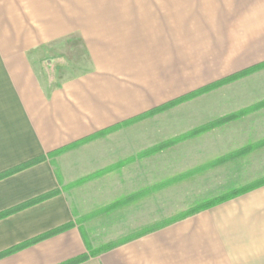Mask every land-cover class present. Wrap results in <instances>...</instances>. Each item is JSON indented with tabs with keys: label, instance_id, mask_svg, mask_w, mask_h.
Instances as JSON below:
<instances>
[{
	"label": "crops",
	"instance_id": "crops-1",
	"mask_svg": "<svg viewBox=\"0 0 264 264\" xmlns=\"http://www.w3.org/2000/svg\"><path fill=\"white\" fill-rule=\"evenodd\" d=\"M256 65L203 94L189 116L199 122L134 133L149 111ZM260 117L264 0H0V173L44 157L0 179V213L19 207L0 218V253L69 225L0 264H264V185L91 254L159 223L178 178L161 170L176 158L153 148L177 133L216 120L223 133L186 173L214 167L239 187L264 178ZM104 211L136 215L93 225Z\"/></svg>",
	"mask_w": 264,
	"mask_h": 264
},
{
	"label": "rangeland",
	"instance_id": "rangeland-1",
	"mask_svg": "<svg viewBox=\"0 0 264 264\" xmlns=\"http://www.w3.org/2000/svg\"><path fill=\"white\" fill-rule=\"evenodd\" d=\"M70 52L71 50L67 48L65 51V55H68ZM230 81L232 80H229L226 83ZM226 83L223 82L222 84L226 85ZM221 86L219 85V87ZM217 87L208 89L198 95L182 99L176 103H173L170 106H164L162 109L154 113L145 115L144 118H140V120H146L148 118L150 119L143 122V124L137 126V128H135L134 130L135 132L134 131L133 132L135 134H139L141 131H144L145 139L147 140V139H151L149 135H151L150 133L152 132V129L154 127H157V125H159L160 129L162 130L161 137L167 134H173V133L180 132L186 129L187 127L190 126V124H194L201 120L200 119L201 117L199 116V114H198V117L193 120H191L189 117L192 114L195 115L200 110V106L203 103L201 102L202 101L201 96L203 94H207L208 92L215 90ZM260 119L262 120L264 118L260 117ZM213 127H215V124L212 125L211 127L205 128L204 130L197 131L194 134H192L193 133L192 131L200 127L193 128L189 131L185 130L181 132L182 134L180 133L179 135V133H177L178 134L177 136H173L167 141L162 142L166 144L160 149L161 156L171 157V158L175 157L176 163L175 164L162 163L161 170L163 171L165 168H171V171H175L177 173L176 177L178 179L171 180L170 182L171 184L169 185L171 186V189L168 188V190H165L164 193H162V196H160L161 211L159 214L161 215V219L159 220V223L154 224V225L162 224L164 221L174 216H177L180 213L185 212L186 210H188L187 208L189 207L190 202L192 206H195L201 201L211 199L213 197H216L218 195L231 191L232 189H234V186H236L235 184H237L239 187L240 183L245 182L243 180L234 181V180L223 178L222 176H224V174L222 175L218 173L216 171V168L214 167L213 169L206 171L205 174L203 172L198 173L197 170L192 171L193 173H186V171H188L189 169L188 167L192 166L191 165L192 163H189V161H192L191 159L196 158L198 155H204V156L212 155V154L217 153V151L220 150L215 146V144H216V139H218V136L223 138V133L211 131ZM133 132H130L129 134L131 135ZM260 134H264V132H260ZM205 142L208 143L207 144L208 147L205 146L204 144ZM261 151L263 152L258 153L256 156H254L255 158L253 159L255 160V164H257L258 162L257 165H259L260 162L264 161V149H261ZM150 154H152V152L149 153L148 155ZM212 166H215V165H212ZM149 167L151 168L152 166H149ZM174 204L176 206H174ZM148 205H149V208L151 209L152 206L156 208L157 204H156V201L154 203L150 201V204ZM148 205L145 204L144 209L149 210L147 209ZM118 207H120V205L114 208H111V210L113 209L114 211ZM174 207H176L178 210H181L180 208H182L183 210L182 212L178 211L174 213L173 211ZM124 208H127V207H124ZM137 209L140 210L139 208ZM146 210H144V213L142 214H144L145 216L154 215L156 218L158 213L156 212L152 213L151 210L150 211H146ZM113 211H110V212L104 211V212L94 213L93 218H91L92 220H94L92 222L93 225L95 223H98L97 220L103 219L105 215L109 216V214L115 215V216L117 215V218H116L117 222L108 221V224H112L113 222H115V224L119 225L121 221L120 220L121 216H123L122 218H124L126 214L129 213V212H113ZM132 213L134 212L130 211L129 215H136V213L135 214H132ZM139 214H140V211H139ZM84 219H87V218H84ZM105 219H108V218H105ZM107 230L108 231L106 232L107 234L105 236L111 237L113 235L112 232L115 229L109 226ZM139 231H141V229L138 230V232ZM124 237L122 238L118 237L114 241L123 240Z\"/></svg>",
	"mask_w": 264,
	"mask_h": 264
},
{
	"label": "trees",
	"instance_id": "trees-1",
	"mask_svg": "<svg viewBox=\"0 0 264 264\" xmlns=\"http://www.w3.org/2000/svg\"><path fill=\"white\" fill-rule=\"evenodd\" d=\"M256 67H257V65L254 66V67H251V68H249V69H245V70H243V71H240V72H238V73H235V74H233V75H230V76H228V77H226V78H224V79H221V80H219V81H217V82H214V83H211V84H209V85H206V86H204V87H202V88H200V89H197V90H195V91H193V92H190V93H188L187 95H184V96H182V97H180V98H178V99H176V100H174V101H171L170 103H167L166 106H170V105H172L173 103H176V102H178V101H180V100H182V99H185V98L192 97V96L198 95V94H200V93H203L204 91H206V90H208V89H211V88H213V87L219 86V85H220L221 83H223V81H225V80H229V79H232V78L239 77V76L245 74L247 71H249V70H251V69H254V68H256ZM262 103H263V102H262ZM259 104H261V103H259ZM163 106H165V105H162V107H158V108H156V109H153V110L149 111L148 114H149V113H154V112H156L157 109L159 110V109L163 108ZM258 106H259V105H258ZM217 122H218V121L216 120V121H213V122H211V123H209V124H206V125H204V126H201L200 128H197V129H195L194 131H192V132H193L192 134H194V133L197 132V131L204 130V129L207 128V127H211L212 125L216 124ZM165 144H166V143H161V144L157 145L156 147H154L153 149H161ZM153 149H152V150H153ZM43 158H44L43 156H42V157H38V158L32 159V160H30V161L24 162V163H22V164H20V165H17L16 167H13V168H11V169H9V170H6V171L0 173V179L3 178V177L8 176V175H10V174H12V173H14V172H17V171H19V170H22V169H24V168H26V167H29V166L35 164L36 162L41 161ZM262 185H264V178L259 179V180H256V181H254V182H252V183H250V184H247V185H244V186H241V187H238V188L232 189L231 191H229V192H227V193H224V194L218 195V196L213 197V198H211V199H207V200L201 201L200 203H198V204L195 205V206H192L191 208H189V209L186 210L185 212L180 213V214H178L177 216H174V217H172V218H170V219L164 221L162 224H158V225H154V226L147 227V228H145V229H143V230H141V231H139V232H137V233H135V234L129 235L128 237L124 238L123 240L110 242V243H108V244H106V245H103V246H101V247H99V248H97V249H95V250H92V251H91V254H92V255L100 254V253H102V252H104V251H106V250H109V249H111V248H113V247L119 245L120 243H122V242H124V241L130 240V239H133V238H136V237H138V236H140V235H143V234H146V233H148V232H150V231H152V230H155L156 228H158V227H160V226H164V225H167V224L173 223V222H175V221H178V220L184 219V218H186V217H188V216L194 215V214H196V213H198V212H201V211H204V210H206V209H209V208H211V207H213V206H215V205H218V204H220V203H222V202H225V201H227V200H230V199H232V198H234V197H236V196H239V195H241V194H244V193H246V192H249V191H251V190H253V189H255V188H258V187H260V186H262ZM49 195H51V193L48 194V195H45V196H43V197H41V198L48 197ZM37 200H39V199H36V200H34V201H30V202L26 203L25 205L32 204L33 202H36ZM17 208H19V207H17ZM17 208H14V209H12V210H8V211H5V212H3V213H0V218L3 217V216H6V215H8V214H10L11 212L15 211ZM68 227H69V225H65V226H62V227H60V228H57V229H55V230H53V231H51V232H49V233H46V234L41 235V236H39V237H36V238H34V239H32V240H30V241H28V242L22 244L21 246H18V247H15V248L9 249V250H7V251H5V252H3V253H0V257H1V256H4V255H7V254H9V253H11V252H14L15 250L19 249L20 247L27 246V245H29V244H32V243H34V242H37L38 240H41V239H43V238H46V237H48V236H51V235L56 234V233H58V232H61V231L65 230V229H67ZM85 258H86V257H83V258H81V259L75 260L74 263H75V262H79L80 260H84Z\"/></svg>",
	"mask_w": 264,
	"mask_h": 264
}]
</instances>
